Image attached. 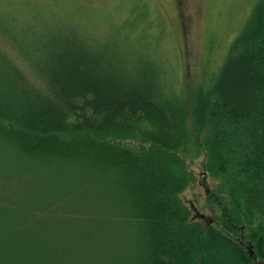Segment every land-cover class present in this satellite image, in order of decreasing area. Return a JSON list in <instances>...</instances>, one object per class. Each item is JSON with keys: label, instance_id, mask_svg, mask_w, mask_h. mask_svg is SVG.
<instances>
[{"label": "trees", "instance_id": "obj_1", "mask_svg": "<svg viewBox=\"0 0 264 264\" xmlns=\"http://www.w3.org/2000/svg\"><path fill=\"white\" fill-rule=\"evenodd\" d=\"M28 15L0 10V264H264V0L193 94L126 39L15 53ZM193 133L227 196L217 228L180 199Z\"/></svg>", "mask_w": 264, "mask_h": 264}, {"label": "rangeland", "instance_id": "obj_2", "mask_svg": "<svg viewBox=\"0 0 264 264\" xmlns=\"http://www.w3.org/2000/svg\"><path fill=\"white\" fill-rule=\"evenodd\" d=\"M2 1L0 10L4 13H29L27 18H15L17 32L8 33L14 43L7 44L15 53L33 48L44 32L56 31L50 37L72 35L70 32L81 37L84 33L107 50L126 39V43L145 49L180 90L193 94L199 87L210 86L229 44L245 29L259 0H30L42 12L24 6V0ZM193 139L187 151L177 153L190 178L180 199L192 219L217 228L216 218L222 214L227 196L219 190L220 178L207 169L201 139L194 133ZM126 141L135 146L134 140ZM9 205L5 200L3 206ZM195 212L205 219L195 217ZM49 213L59 215L56 211ZM69 221L66 226L70 231L88 225L85 221Z\"/></svg>", "mask_w": 264, "mask_h": 264}, {"label": "water", "instance_id": "obj_3", "mask_svg": "<svg viewBox=\"0 0 264 264\" xmlns=\"http://www.w3.org/2000/svg\"><path fill=\"white\" fill-rule=\"evenodd\" d=\"M195 217L197 218H201V219H205V216L204 215H201L197 212H195ZM248 252H249V255L252 256L253 255V252H252V247L249 245V248H248Z\"/></svg>", "mask_w": 264, "mask_h": 264}]
</instances>
